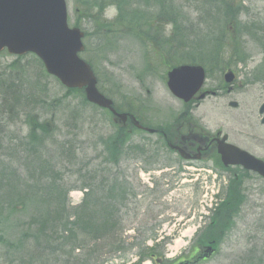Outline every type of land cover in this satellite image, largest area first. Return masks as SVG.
<instances>
[{
	"label": "rangeland",
	"instance_id": "obj_1",
	"mask_svg": "<svg viewBox=\"0 0 264 264\" xmlns=\"http://www.w3.org/2000/svg\"><path fill=\"white\" fill-rule=\"evenodd\" d=\"M66 1L69 22L73 25L78 22L77 3ZM173 2L179 22L186 33L190 32L188 38L200 37L202 47L192 53L186 50V45L179 54L166 50L176 53L175 57L169 56L171 64L176 58L188 59L189 53L196 57L202 54L198 60L209 68L205 87L213 89L219 85L222 73L214 71L211 56L207 60V55L212 50L222 52L226 61L232 53L238 56L232 64L238 75L235 90L207 97L195 111V119L210 131L228 132L234 142L264 158V125L259 114L264 103V0H242L245 9L239 14L238 23L233 21L236 26L233 50L216 46L224 32V17L212 5L217 4L215 0ZM115 14L109 9L105 16L112 18ZM252 23L257 24V32L246 30V25ZM82 26L91 31L95 23L87 21ZM161 26L163 35L169 37L173 25L164 22ZM123 38L106 49L103 63L102 50L96 49L95 39L90 45L85 41L90 51L82 57L96 63L102 78H106L103 69L113 75L115 81L104 82L102 88L118 105L124 109L132 107L155 123L170 121L178 102L167 87L166 67L158 53L164 46L167 49L171 46L165 40L162 46L150 39L156 47L139 49L133 43L138 40L126 34ZM148 57L151 62L145 73ZM0 80L5 82L0 84L4 90L0 91V264H76L68 257L76 243L64 235L69 221L75 219L100 228L96 231L99 238L86 236L84 244L109 245L90 264H131L137 259L144 239L147 242L160 237L172 239L159 249L166 258L193 250L195 240L203 236L210 222L211 214L203 216L208 210L210 191L218 194L215 200L218 201L225 195L233 173L217 169L210 162L187 164L184 168L178 163H146L140 159L144 157L140 145L146 143L149 149H156V141L154 137L141 139L138 132L123 148L119 162H109L104 143L116 137L112 118L106 111L84 102L80 93L66 94L68 90L44 73L32 54L20 58L7 52L0 54ZM231 101H236L238 107L232 108ZM32 120L49 126L48 133L38 131L36 141L30 138ZM183 171L189 174L183 176ZM243 182L245 203L234 217L220 252L202 264H264V208L256 211L254 200L258 197L259 205H263L264 180L250 173L245 174ZM121 184H127L134 192L141 191L140 202L133 200L128 209L120 210L118 197L112 202L117 214H107L106 204L111 206L109 190L113 189L115 197L122 192ZM86 192L89 193L85 197ZM180 210L189 213L190 220L185 226L174 224L180 215L168 226H158L154 219L143 220L146 212L161 211L164 221ZM86 231L95 233L92 229ZM120 240L125 248L115 251L112 244ZM79 253L77 250L73 256ZM143 262L151 264L148 259Z\"/></svg>",
	"mask_w": 264,
	"mask_h": 264
},
{
	"label": "water",
	"instance_id": "obj_2",
	"mask_svg": "<svg viewBox=\"0 0 264 264\" xmlns=\"http://www.w3.org/2000/svg\"><path fill=\"white\" fill-rule=\"evenodd\" d=\"M27 34L31 46L34 41L43 38L44 34L46 35L51 33L43 31L42 34L37 29H34L31 24H28ZM77 47L78 44L74 45L73 48L67 51V53H69L68 55L64 54L60 57L49 55L41 47H37L35 49L38 50L37 52L44 58L50 72L60 75L64 79L65 83L72 86L89 83L90 87L88 89V92L90 99L101 104H106V101L101 96H99L94 89L95 79L93 78L92 72L86 65L77 60L75 56ZM29 48L30 47H25L23 49H19L18 51L20 52ZM227 77L232 76L228 75ZM203 81L204 73L202 70L185 68L183 70H175L173 73H171L169 86L176 95L183 98H189L199 90V88L203 84ZM124 116L125 115H123L122 117ZM228 163H243L247 168L257 170L262 175H264V163L255 160L248 154L245 157L229 159L226 161V164Z\"/></svg>",
	"mask_w": 264,
	"mask_h": 264
},
{
	"label": "flooded vegetation",
	"instance_id": "obj_3",
	"mask_svg": "<svg viewBox=\"0 0 264 264\" xmlns=\"http://www.w3.org/2000/svg\"><path fill=\"white\" fill-rule=\"evenodd\" d=\"M183 106V103H182ZM183 110V109H181ZM188 109L184 110L185 114L188 115ZM187 117L180 118L179 122L180 125L175 128L176 131L167 130V129H158V133L155 135L157 136L158 140H160L161 143H165L167 146L178 147L182 150H185L186 153L191 155L192 157H201V160H184L182 157L177 155L175 157V160H179L182 162H199L204 160H210L213 159L214 156L218 155V143L220 140V137L222 135H219V131L216 134H212L211 136L203 131L202 129H199L196 125L191 126V132L192 136L188 137V135L183 131V127L187 124ZM178 151L177 148H173ZM160 159H151V161H159ZM210 242L203 245L204 248L207 246ZM204 261L206 259H203Z\"/></svg>",
	"mask_w": 264,
	"mask_h": 264
},
{
	"label": "clouds",
	"instance_id": "obj_4",
	"mask_svg": "<svg viewBox=\"0 0 264 264\" xmlns=\"http://www.w3.org/2000/svg\"><path fill=\"white\" fill-rule=\"evenodd\" d=\"M115 7L113 6V8H112V12H113V15L115 14ZM108 18H111V17H108Z\"/></svg>",
	"mask_w": 264,
	"mask_h": 264
},
{
	"label": "bare ground",
	"instance_id": "obj_5",
	"mask_svg": "<svg viewBox=\"0 0 264 264\" xmlns=\"http://www.w3.org/2000/svg\"><path fill=\"white\" fill-rule=\"evenodd\" d=\"M148 14H151V12H147Z\"/></svg>",
	"mask_w": 264,
	"mask_h": 264
}]
</instances>
